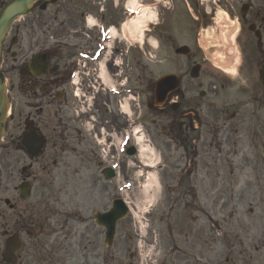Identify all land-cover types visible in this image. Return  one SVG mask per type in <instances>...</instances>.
<instances>
[{
  "label": "flooded vegetation",
  "instance_id": "1",
  "mask_svg": "<svg viewBox=\"0 0 264 264\" xmlns=\"http://www.w3.org/2000/svg\"><path fill=\"white\" fill-rule=\"evenodd\" d=\"M113 1L57 0L43 11L35 5L5 42L10 112L0 148V264H74L75 247L90 250L86 204L89 190L103 183L97 143L102 139L110 147L121 130L119 97L130 92L148 105L150 91L146 79H138L137 52L121 38L106 42V30L120 33L125 18ZM226 7L240 27L235 81L209 67L174 14L165 16V76L179 81L166 97L167 140L193 138V124L201 123L198 88L215 96L218 85L228 93L229 132L254 125V136L264 137V0H235ZM90 15L91 26L85 20ZM184 46L192 49L178 53ZM95 51L99 57L91 62ZM193 67L197 79L190 77ZM63 189L69 196H59ZM10 238H19L21 249L3 255ZM59 255L70 260L59 261Z\"/></svg>",
  "mask_w": 264,
  "mask_h": 264
},
{
  "label": "rangeland",
  "instance_id": "2",
  "mask_svg": "<svg viewBox=\"0 0 264 264\" xmlns=\"http://www.w3.org/2000/svg\"><path fill=\"white\" fill-rule=\"evenodd\" d=\"M176 1L180 7H183L184 4L197 6L198 3L200 4V0ZM165 2L166 0H160L159 3H154L152 8L155 14L153 24H159L155 28L149 27L153 31L152 43H155V47L152 48L147 45L145 40L139 44L143 52L146 53L145 59L151 68L150 71H152L154 79L165 74V6H167ZM202 4H211V0H203ZM184 11L186 10L181 9L180 12L185 14ZM187 12L190 11L187 10ZM197 13H201V11L195 14ZM215 22L212 25L215 35L211 36V32L203 33V35L206 38V43L216 45L211 50L212 58L221 59L219 56L227 55L228 48L231 46L230 39L234 37V33L229 34L230 28L226 20L217 17ZM203 29L206 28L203 27ZM155 39H158V43ZM227 61L228 59L225 58L224 62ZM161 115L162 113H159V116ZM163 155L161 150V159L164 158ZM217 163L224 167L223 170L217 168V173L220 175L218 179L221 177L223 179L226 176V173L221 176L223 172H226L225 161L217 160ZM158 176L160 183L158 203L152 210L143 207V210L147 211L146 214L141 212L147 225L146 235L143 236L145 238L141 240V245L146 248L145 250H149L146 256L147 262L150 261L152 264H258V257L252 250L250 251L252 259H249L247 254L243 252V247L247 246L248 243L258 246L257 227L252 226L247 232V219L244 214L247 213L248 208H251L255 215L253 219H257L256 216L263 212V205L248 206L247 203L240 200L239 203L236 201L226 202L231 190L222 188L219 182L215 188L198 190V200L193 202L188 197L190 190L186 188L171 189V191L166 192L165 179L161 173ZM238 191V188H234L235 194H238ZM253 191L258 193L257 189H253ZM204 192H207V196L213 194L214 197L209 199L210 196L205 197ZM184 193L187 194L185 199L175 205L174 203L182 198ZM168 194L170 195V202L166 201ZM170 205H173L172 211H169ZM187 212H191L189 217H186ZM128 234V229L117 232V242L121 245L118 248L106 249L104 258L106 264L116 260L127 263L126 254L133 250L137 252V243L140 242L137 237L138 234L133 233V244H128L124 248ZM247 235L250 236L248 243ZM90 254L98 257L96 253L91 251ZM140 260L138 257V264L141 263Z\"/></svg>",
  "mask_w": 264,
  "mask_h": 264
},
{
  "label": "water",
  "instance_id": "3",
  "mask_svg": "<svg viewBox=\"0 0 264 264\" xmlns=\"http://www.w3.org/2000/svg\"><path fill=\"white\" fill-rule=\"evenodd\" d=\"M32 2L33 0H15L4 8L0 15V41L3 38L11 20H13L16 16L23 14L25 8H27V6ZM162 86L163 84H160L159 88H162ZM3 111L2 78L0 74V122L3 116Z\"/></svg>",
  "mask_w": 264,
  "mask_h": 264
},
{
  "label": "bare ground",
  "instance_id": "4",
  "mask_svg": "<svg viewBox=\"0 0 264 264\" xmlns=\"http://www.w3.org/2000/svg\"><path fill=\"white\" fill-rule=\"evenodd\" d=\"M131 4H132V9H135L136 10L137 7H136V5L134 3V0H131ZM217 16H218V18H222L224 20L227 19L226 14H224L223 12L218 13ZM154 20H155V15H154V13H151V12H149V14H148L147 17L141 15L140 17L136 18V20L134 22L135 23L134 29L137 31V39L138 40L140 39V35L142 34V32L145 30V27H146L145 23H148V21L153 22ZM151 152L153 153V151H151ZM154 156H155V153H154ZM156 157H155V160L154 161L157 160ZM151 187H152V190H154V188L157 189V181L155 180V175H151L150 181L146 185L144 191L143 190H140V192L138 193V195H139L138 197L139 198L136 199V202H141L142 200H144V202L150 203L149 200H151V197L150 196H147L146 191L149 188H151Z\"/></svg>",
  "mask_w": 264,
  "mask_h": 264
}]
</instances>
